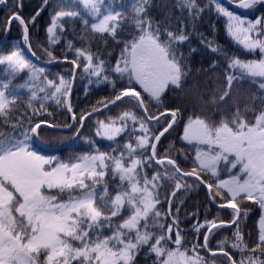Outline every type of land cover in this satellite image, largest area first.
<instances>
[{"label": "snow or ice", "instance_id": "snow-or-ice-1", "mask_svg": "<svg viewBox=\"0 0 264 264\" xmlns=\"http://www.w3.org/2000/svg\"><path fill=\"white\" fill-rule=\"evenodd\" d=\"M174 7L0 0V264H264V0Z\"/></svg>", "mask_w": 264, "mask_h": 264}, {"label": "trees", "instance_id": "trees-1", "mask_svg": "<svg viewBox=\"0 0 264 264\" xmlns=\"http://www.w3.org/2000/svg\"><path fill=\"white\" fill-rule=\"evenodd\" d=\"M226 1V0H224ZM39 0H25V3L28 5V8L26 9L27 11H31V8L33 6H35L36 3H38ZM198 2H203V0H198ZM222 2V0H221ZM176 4V0H152V8L150 9L151 14L157 19L160 20L163 18V15L166 11H171L173 14H178L177 13V9L174 7V5ZM234 11L237 12V14L241 13V10L239 9H233ZM46 15V14H45ZM3 17V12L0 11V18ZM210 23H215L217 25L218 28V33H217V38L219 43H221L222 45H227L228 44V40L224 35L223 32V22L222 20L216 18L215 16L209 15V14H205L203 20L200 22L199 24V29L200 31L204 32V34L208 37L212 36L211 31L209 30V24ZM17 36V33L15 30H13L11 36L9 37V39H13ZM195 43V41H194ZM205 66L207 65V60L205 59ZM200 66V60L199 57L194 58L193 60V67L194 69ZM59 69L53 67L52 71H58ZM203 77H200V83H203ZM213 86L212 85V81L209 80V87ZM80 91L79 94L81 96V101H79L81 104H83V92H82V87L81 86H77ZM247 87V86H245ZM73 99L75 101L76 99V95L74 94ZM175 135V134H174ZM165 143H167V141H165ZM204 197L203 194L201 193L200 195H196L195 193L192 194L191 198L188 200L186 207L188 209H194L196 206V202L199 201H203ZM203 211V209H201V212ZM183 226H187V225H183ZM253 227V223L252 221H249V228ZM213 244H215V241H213Z\"/></svg>", "mask_w": 264, "mask_h": 264}, {"label": "water", "instance_id": "water-1", "mask_svg": "<svg viewBox=\"0 0 264 264\" xmlns=\"http://www.w3.org/2000/svg\"><path fill=\"white\" fill-rule=\"evenodd\" d=\"M222 2H225L226 3V1H224V0H222ZM229 7H231V6H229Z\"/></svg>", "mask_w": 264, "mask_h": 264}]
</instances>
